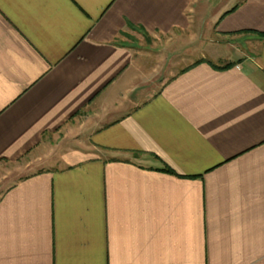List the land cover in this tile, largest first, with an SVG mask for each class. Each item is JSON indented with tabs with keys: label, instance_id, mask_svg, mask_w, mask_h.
<instances>
[{
	"label": "crops",
	"instance_id": "crops-1",
	"mask_svg": "<svg viewBox=\"0 0 264 264\" xmlns=\"http://www.w3.org/2000/svg\"><path fill=\"white\" fill-rule=\"evenodd\" d=\"M0 264H264V0H0Z\"/></svg>",
	"mask_w": 264,
	"mask_h": 264
},
{
	"label": "rangeland",
	"instance_id": "rangeland-1",
	"mask_svg": "<svg viewBox=\"0 0 264 264\" xmlns=\"http://www.w3.org/2000/svg\"><path fill=\"white\" fill-rule=\"evenodd\" d=\"M169 37L170 36H158V37L150 36V35L142 32L141 30H139L137 28H131L128 32H126V34L122 35V39H124L125 41L131 42L133 44L135 43V44L139 45L140 47H143L146 49H149L152 46H156L157 49L163 48L161 50L162 52L160 54H161V56L167 55L166 64L164 65V70H166V71H167V65H168V60H169V58H168L169 53L165 52L164 46L168 45L169 44L168 42L171 41V40L169 41ZM146 51H145V53H147ZM170 56H172V55H170ZM226 63H229V62H219L218 64L224 65ZM162 66H163V64H162ZM57 140L58 139H53L51 144L55 145L54 143H56Z\"/></svg>",
	"mask_w": 264,
	"mask_h": 264
},
{
	"label": "trees",
	"instance_id": "trees-1",
	"mask_svg": "<svg viewBox=\"0 0 264 264\" xmlns=\"http://www.w3.org/2000/svg\"><path fill=\"white\" fill-rule=\"evenodd\" d=\"M232 65V63H226V64H224V65H220V67L221 68H227V67H229V66H231Z\"/></svg>",
	"mask_w": 264,
	"mask_h": 264
}]
</instances>
